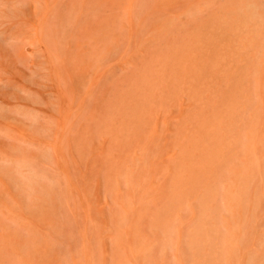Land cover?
<instances>
[{
  "label": "rangeland",
  "instance_id": "1",
  "mask_svg": "<svg viewBox=\"0 0 264 264\" xmlns=\"http://www.w3.org/2000/svg\"><path fill=\"white\" fill-rule=\"evenodd\" d=\"M0 264H264V0H0Z\"/></svg>",
  "mask_w": 264,
  "mask_h": 264
},
{
  "label": "bare ground",
  "instance_id": "2",
  "mask_svg": "<svg viewBox=\"0 0 264 264\" xmlns=\"http://www.w3.org/2000/svg\"><path fill=\"white\" fill-rule=\"evenodd\" d=\"M98 189H99V187H98ZM154 190H156V189H154ZM141 207V206H140ZM139 210V209H138Z\"/></svg>",
  "mask_w": 264,
  "mask_h": 264
}]
</instances>
